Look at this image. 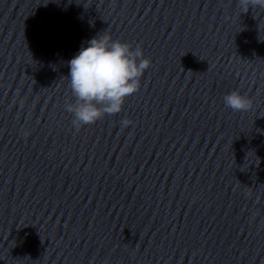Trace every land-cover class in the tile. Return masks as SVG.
Masks as SVG:
<instances>
[{"label":"clouds","instance_id":"obj_1","mask_svg":"<svg viewBox=\"0 0 264 264\" xmlns=\"http://www.w3.org/2000/svg\"><path fill=\"white\" fill-rule=\"evenodd\" d=\"M237 6L246 13L250 8L264 9V0H237ZM151 63L140 46L133 48L106 32L90 39L68 61L67 78L75 102L67 103L65 110L73 114V126L79 130L105 115L120 113L126 98L139 91L141 78ZM224 103L235 112L253 107L252 99L238 91L225 95ZM121 124L127 127L132 122L124 118Z\"/></svg>","mask_w":264,"mask_h":264}]
</instances>
